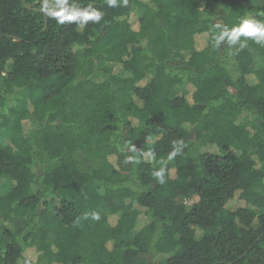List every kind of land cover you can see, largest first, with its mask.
<instances>
[{"label":"trees","instance_id":"obj_1","mask_svg":"<svg viewBox=\"0 0 264 264\" xmlns=\"http://www.w3.org/2000/svg\"><path fill=\"white\" fill-rule=\"evenodd\" d=\"M43 3L0 0V264H264V47L212 39L264 0Z\"/></svg>","mask_w":264,"mask_h":264},{"label":"clouds","instance_id":"obj_2","mask_svg":"<svg viewBox=\"0 0 264 264\" xmlns=\"http://www.w3.org/2000/svg\"><path fill=\"white\" fill-rule=\"evenodd\" d=\"M118 3L126 6L128 0H107L109 7H117ZM41 11L45 12L48 16L54 18L58 24L76 23L79 27H85L89 21L93 23H100L103 19V14L97 10L90 3L86 8H80L75 3L69 5V0H57V7L55 10L48 6V0H44ZM218 29L212 36L214 45L219 47L222 43H226L228 46H236V51H242L248 47L249 41H253L255 44L264 47V20L257 19L251 16H243L240 18L239 23L228 27L227 25H216ZM178 151L174 150L169 159L175 157ZM147 157H154V154L149 152L145 154ZM132 158L130 157L129 160ZM137 162H139L137 160ZM164 162L161 161V164ZM165 167H161L158 171L153 172V176L159 183H165L164 179ZM91 218L98 220L99 214L93 212L90 214ZM88 213L84 214V218L87 219Z\"/></svg>","mask_w":264,"mask_h":264},{"label":"rangeland","instance_id":"obj_3","mask_svg":"<svg viewBox=\"0 0 264 264\" xmlns=\"http://www.w3.org/2000/svg\"><path fill=\"white\" fill-rule=\"evenodd\" d=\"M131 22L134 24V26H137V18L136 17H132ZM256 61L259 64H264V58L258 57L256 58ZM26 98L25 97V93H22V99ZM18 100V101H17ZM16 101H14L13 99L9 101L10 106H16L19 105L21 103V100L17 99ZM249 120V119H248ZM25 123L28 125L27 128H32L34 126V122L32 121V119H28L25 121ZM249 124H250V120H249ZM251 125V124H250ZM254 129H256L255 126L251 125ZM10 135H11V129H7V131H0V144L5 145V144H9L10 143ZM77 161L78 164L82 167L81 170L82 171H89V162H88V157L85 153H80L77 156ZM92 168V167H91ZM90 168V169H91ZM10 181L7 177H4L1 179L0 181V194H5L8 192L9 188H10ZM198 201V198H193L191 201H187V206L191 205L192 203ZM186 202V201H185ZM240 204L237 201H231L228 203L227 208L229 210H236ZM85 252L87 253V249L85 250ZM160 260H164V258H159ZM42 264H47L42 262Z\"/></svg>","mask_w":264,"mask_h":264}]
</instances>
